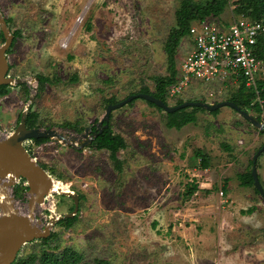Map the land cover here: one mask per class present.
Returning a JSON list of instances; mask_svg holds the SVG:
<instances>
[{"label": "rangeland", "instance_id": "374dc122", "mask_svg": "<svg viewBox=\"0 0 264 264\" xmlns=\"http://www.w3.org/2000/svg\"><path fill=\"white\" fill-rule=\"evenodd\" d=\"M235 1L207 19L228 24L239 19ZM178 5L179 0H0L11 32L20 31L8 49L9 74L27 81V88L13 83L0 95V131L14 132L30 104L39 112L40 128L81 135L105 115V98L115 95L120 101L143 86L154 91V77L169 74L165 41L176 25ZM192 44L190 34L181 41L177 79ZM38 74L59 80L38 94ZM73 74L77 82L69 80ZM237 88L231 80H193L170 95L168 104L223 101ZM165 120L166 111L144 98L112 111L110 123L127 141L119 153L122 172L105 149L74 147L57 138L25 142L56 186L79 194L78 219L70 226L57 221L50 246L77 250L87 264L96 258L112 264H264V198L239 179L264 144V132L228 105L217 114L198 112L197 122L181 129L167 127ZM66 121L82 130L62 127ZM198 148L211 157L207 169L195 157ZM257 169L264 187V151ZM192 182L199 188L187 196ZM23 195L16 197L17 206L27 213L28 189ZM74 204L71 195L52 192L36 209L39 226L53 215L71 214ZM45 247L38 238L22 245L19 254Z\"/></svg>", "mask_w": 264, "mask_h": 264}, {"label": "trees", "instance_id": "16d2710c", "mask_svg": "<svg viewBox=\"0 0 264 264\" xmlns=\"http://www.w3.org/2000/svg\"><path fill=\"white\" fill-rule=\"evenodd\" d=\"M229 4V0H179V5L176 9V25L170 30L167 39L165 41V52L168 58L169 74L157 75L154 77L155 90L151 91L148 86H143L139 92H147L153 94L157 98H161L164 102L168 103L170 97L169 88L177 81V54L182 39L189 34L192 22L195 20H205L210 17H216L222 15ZM234 12L238 15L250 17L253 20H261L264 22V0H236L234 2ZM20 35V31L14 32V38L16 39ZM0 36L4 38L3 32L0 30ZM256 54L264 60V33L258 37V42L255 46ZM38 94H41L48 83L54 84L59 78H52L48 75L38 74ZM71 82H77L79 80L78 74H73L70 79ZM264 81H260L262 86ZM24 88H27V83L17 84ZM12 84H0V95H6L11 91ZM261 98L263 102L260 103L255 90L246 86L245 79L241 77L240 85L237 89L232 91L227 99L233 101L240 108L253 112L258 119L263 120L264 115V88L261 90ZM135 100V99H134ZM134 100L130 101L132 103ZM191 100V99H189ZM198 100V99H193ZM205 101V99H202ZM119 100L115 95L105 98V103H116ZM148 101V100H147ZM184 99L177 100L176 104L183 103ZM152 106H156L160 110H164L162 107L157 106L155 103L148 101ZM220 108L215 110H207L201 106H188L180 108L173 112H166L165 124L169 128L181 129L189 123H196L198 120V112L209 111L210 113L217 114ZM237 111V110H236ZM40 115L36 110H32V106L26 116L27 127H39ZM64 128H71L77 131L82 129L78 123L66 121L61 124ZM96 129V126H93ZM262 132V131H261ZM37 144H42L50 140L48 137H36L32 139ZM91 148L98 150H108L109 158L112 161L114 167L119 172L123 171L124 160L120 157V151L127 148V141L125 137L114 131L112 124L109 122V126L105 127L101 133L94 136L91 143ZM263 153V152H262ZM261 153V154H262ZM260 154V155H261ZM195 157L200 160V168L207 169L211 165V157L201 149L195 150ZM258 163V161H257ZM44 168H48L42 164ZM253 158L249 162V168L239 174L240 184L247 187H254L257 193H260L254 184V178L252 175ZM25 179H21V183L15 185L14 194L17 198L24 197V191L28 189V186L24 184ZM199 188V185L195 182L189 184L186 191L187 196H191ZM223 189H227L226 183L223 185ZM82 197V195H81ZM74 209V206H72ZM78 219L77 214L73 216L61 219V222H66L67 226L72 225ZM57 232H51L47 237L40 238L41 242L47 247L42 248L39 252H32L26 255H20L16 257L13 264H87L83 260V256L77 250L71 248H64L58 250V246H50V242L56 238ZM95 264H112L105 258H96Z\"/></svg>", "mask_w": 264, "mask_h": 264}, {"label": "water", "instance_id": "95a60500", "mask_svg": "<svg viewBox=\"0 0 264 264\" xmlns=\"http://www.w3.org/2000/svg\"><path fill=\"white\" fill-rule=\"evenodd\" d=\"M0 25L5 41L0 43V84H21L27 81L22 78L10 76V65L7 58L8 49L14 38L7 20L0 11ZM38 82V77H36ZM38 87L34 88L37 91ZM144 98L162 107L166 112H173L183 107L201 106L207 110H215L225 105L231 106L239 112L245 119L249 120L257 129L264 132V120L258 119L250 112L240 108L233 101L226 99L218 102H208L203 100H186L183 103L169 105L161 98L155 97L147 92L130 94L126 98L107 105L106 113L98 122L96 129L87 127L81 135H67L55 128L27 127L26 116L31 107L30 104L20 115L18 127L8 135H3L0 131V264H13L19 254L22 245L36 239L47 237L51 234V227L62 218L75 215L78 209L79 194L67 189L52 190V185L56 181L49 171L44 168L35 157L31 155L25 147V142L36 137L57 138L66 145L74 147L89 146L94 136H97L105 127L109 126L110 116L113 110L124 106L130 101ZM34 99V94L30 95V102ZM82 137V139L80 138ZM264 151V144L257 150L253 157L252 175L254 184L264 198V187L260 181L257 161ZM10 176L7 177V175ZM24 178L28 186V211L22 213L17 206V198L12 193L15 185ZM57 182V181H56ZM60 183V182H59ZM58 191L62 194L71 195L75 201L74 209L68 215H53L45 227L41 228L40 219L35 217L36 209L42 205L52 192Z\"/></svg>", "mask_w": 264, "mask_h": 264}, {"label": "built area", "instance_id": "2783aa9c", "mask_svg": "<svg viewBox=\"0 0 264 264\" xmlns=\"http://www.w3.org/2000/svg\"><path fill=\"white\" fill-rule=\"evenodd\" d=\"M264 22L241 16L228 24L213 18L197 21L190 27L193 47L181 64V76L169 88L170 95L182 92L189 82L218 81L246 86L255 90L260 103V81H264V60L255 52Z\"/></svg>", "mask_w": 264, "mask_h": 264}, {"label": "bare ground", "instance_id": "6f19581e", "mask_svg": "<svg viewBox=\"0 0 264 264\" xmlns=\"http://www.w3.org/2000/svg\"><path fill=\"white\" fill-rule=\"evenodd\" d=\"M8 176H10V174H8L7 177H8ZM57 184H58V183H57ZM55 188H56L57 190H58V189H63L62 185H61V186H56V183H55V181H54V184L52 185V190H54ZM65 189H66V187H65Z\"/></svg>", "mask_w": 264, "mask_h": 264}, {"label": "crops", "instance_id": "0c3cea01", "mask_svg": "<svg viewBox=\"0 0 264 264\" xmlns=\"http://www.w3.org/2000/svg\"><path fill=\"white\" fill-rule=\"evenodd\" d=\"M200 21V20H199ZM192 47H193V44H192ZM229 107H231V106H229ZM232 108V107H231Z\"/></svg>", "mask_w": 264, "mask_h": 264}]
</instances>
